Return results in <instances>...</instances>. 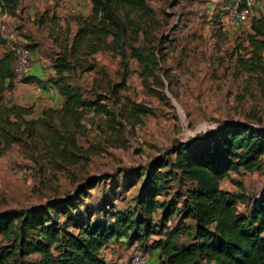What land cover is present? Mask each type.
Instances as JSON below:
<instances>
[{
    "label": "rangeland",
    "instance_id": "1",
    "mask_svg": "<svg viewBox=\"0 0 264 264\" xmlns=\"http://www.w3.org/2000/svg\"><path fill=\"white\" fill-rule=\"evenodd\" d=\"M238 1L149 0L145 9L125 8L120 15L127 36L117 43L109 37L110 45L104 47L78 33L85 23H98L92 20L91 0H1L0 37L2 25H7L17 33L19 44L30 49L32 63L36 59L42 67L47 65L45 70L53 69L42 82L44 89L56 79L55 60L66 55L73 71L65 74V82L84 99L104 105L112 116L92 110L56 118L52 131L0 151V214L75 195L89 212L109 200L115 212H127L135 208L145 172L158 158L231 123L264 127V56L258 73L243 67L252 50L251 22L263 15L264 0L257 1L248 21L233 24L228 10ZM130 45L141 50L142 63L132 56ZM8 53L5 41L0 59ZM50 96L47 91L48 99L34 100L27 84L20 83L14 91H5L4 102L33 107L29 120L44 119ZM136 105L149 113L136 115ZM55 135L62 141L58 150L51 141ZM161 172L167 174V169ZM179 186L173 182L158 200L180 203L182 209L185 190ZM220 188L245 196L238 210L250 211L249 200L264 191V159L261 170L231 172ZM163 215L162 210L154 212L153 221L162 224ZM191 222L175 213L167 228L187 232ZM185 237L182 242H188ZM156 239L149 238V250L112 240L103 258L110 264H129L134 254L144 252L152 262L150 247ZM8 243L0 236V247ZM40 260L38 255L22 256L19 264Z\"/></svg>",
    "mask_w": 264,
    "mask_h": 264
},
{
    "label": "trees",
    "instance_id": "2",
    "mask_svg": "<svg viewBox=\"0 0 264 264\" xmlns=\"http://www.w3.org/2000/svg\"><path fill=\"white\" fill-rule=\"evenodd\" d=\"M148 1L91 0L92 20L98 23H85L78 33L89 35L104 47L110 45L109 37H114L117 43L128 34L120 12L125 8L145 9ZM250 31L248 41L252 50L243 67L247 72L258 73L264 56V13L253 17ZM0 44H5L1 37ZM129 47L132 56L142 63L141 50ZM30 48L35 50L36 46ZM14 66L15 57L11 53L0 59L1 153L25 138L52 131L56 118L75 117L92 110L112 116L104 105L84 99L65 82V74L71 73L73 67L64 55L55 60L56 79L50 83L63 97L61 108H48L43 112L44 119H27L33 115V107L4 102L5 91H14L16 86ZM36 81L41 83L40 79L27 75L22 83ZM134 113L145 115L149 111L136 105ZM51 141L56 150L61 147L62 141L56 135ZM64 152L67 154V148ZM172 154L148 166L133 210L115 212L114 202L109 200L89 212L82 208L81 196L75 195L48 202L44 207L0 214V236L9 242L0 247V264L17 261L19 264L22 256L31 255L40 257L38 264H110L102 253L112 240L147 250L146 244L154 235L157 239L152 240L150 250L153 254L159 252L155 257L152 255L149 264H264V191L259 198L250 199L251 210L242 213L238 202L247 198L220 188V182L231 172L262 169L264 127L231 123L194 144H181ZM163 169H167V174L161 172ZM173 182L185 190L180 197L182 209L180 203L158 200ZM158 210L164 213L162 224L153 221ZM175 213L192 221L187 232L179 227L167 228V221ZM61 216L65 218L63 222ZM183 235L188 242H182Z\"/></svg>",
    "mask_w": 264,
    "mask_h": 264
},
{
    "label": "built area",
    "instance_id": "3",
    "mask_svg": "<svg viewBox=\"0 0 264 264\" xmlns=\"http://www.w3.org/2000/svg\"><path fill=\"white\" fill-rule=\"evenodd\" d=\"M258 0H239L237 4L228 10L229 21L233 24H240L248 21L254 13ZM4 7L0 2V10ZM3 39L7 42L9 52L15 57V84H20L30 73L32 56L29 49L19 44L18 35L9 31L7 25H2ZM15 90V89H14ZM150 256L146 253H136L132 256L129 264H149Z\"/></svg>",
    "mask_w": 264,
    "mask_h": 264
},
{
    "label": "crops",
    "instance_id": "4",
    "mask_svg": "<svg viewBox=\"0 0 264 264\" xmlns=\"http://www.w3.org/2000/svg\"><path fill=\"white\" fill-rule=\"evenodd\" d=\"M33 60H34V57H33ZM41 64L42 63L36 62V59H35V61H33V63H32L31 71L28 74L29 77H35L37 79H40L41 83L39 81H36L32 84H27V86H28V89L30 91V94L35 95L34 100L37 97L45 98L47 96V91H49V94L51 95L49 98H51L52 100L49 102L48 108H55V107H57V105H59L60 103L63 102V98H61V95L57 92L56 89L51 88L50 84H48V85H50V89H47V90L44 89L42 82H44L46 78L50 77L49 75L53 71H51L48 68H47L48 70H45L46 69L45 67H47V65H44V67H42ZM23 90H24V87H23ZM25 92H28V91H25ZM46 99H48V97H46ZM157 254H158V252L156 251L153 254V256L155 257Z\"/></svg>",
    "mask_w": 264,
    "mask_h": 264
}]
</instances>
